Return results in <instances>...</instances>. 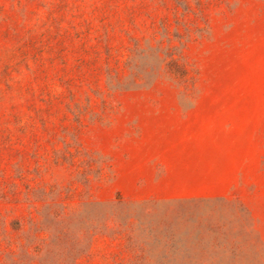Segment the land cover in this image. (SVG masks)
<instances>
[{"label": "rangeland", "instance_id": "rangeland-1", "mask_svg": "<svg viewBox=\"0 0 264 264\" xmlns=\"http://www.w3.org/2000/svg\"><path fill=\"white\" fill-rule=\"evenodd\" d=\"M188 202L264 264V0H0V264H163Z\"/></svg>", "mask_w": 264, "mask_h": 264}, {"label": "trees", "instance_id": "trees-1", "mask_svg": "<svg viewBox=\"0 0 264 264\" xmlns=\"http://www.w3.org/2000/svg\"><path fill=\"white\" fill-rule=\"evenodd\" d=\"M212 208L211 204L188 202L157 209L163 212L162 226L158 228L161 233L152 236L150 242L164 246L163 264H219L209 250L225 247L230 233L213 216ZM151 230L153 233V226ZM200 246L207 251L199 254Z\"/></svg>", "mask_w": 264, "mask_h": 264}]
</instances>
